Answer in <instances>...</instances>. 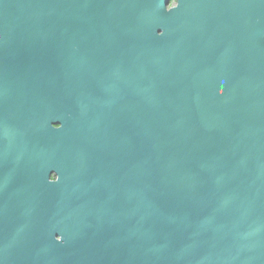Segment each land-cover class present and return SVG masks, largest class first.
<instances>
[{"label": "water", "instance_id": "95a60500", "mask_svg": "<svg viewBox=\"0 0 264 264\" xmlns=\"http://www.w3.org/2000/svg\"><path fill=\"white\" fill-rule=\"evenodd\" d=\"M167 3L0 0V264H264V16Z\"/></svg>", "mask_w": 264, "mask_h": 264}, {"label": "flooded vegetation", "instance_id": "af4514ba", "mask_svg": "<svg viewBox=\"0 0 264 264\" xmlns=\"http://www.w3.org/2000/svg\"><path fill=\"white\" fill-rule=\"evenodd\" d=\"M185 2L196 11L210 15L212 22L220 24L218 27H231L235 16L261 25L264 16V0H168L166 10H182Z\"/></svg>", "mask_w": 264, "mask_h": 264}, {"label": "clouds", "instance_id": "9594fccd", "mask_svg": "<svg viewBox=\"0 0 264 264\" xmlns=\"http://www.w3.org/2000/svg\"><path fill=\"white\" fill-rule=\"evenodd\" d=\"M58 180H59V178H58ZM58 180H57V181H58ZM49 181L52 182V180H51L50 177H49ZM57 181H56V182H57ZM54 239H55V241H56L57 243H62V242H63V238H62L61 235H56Z\"/></svg>", "mask_w": 264, "mask_h": 264}]
</instances>
